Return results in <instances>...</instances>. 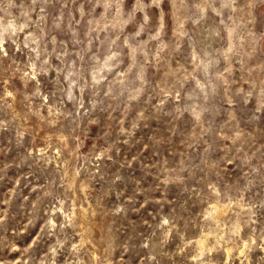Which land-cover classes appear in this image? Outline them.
<instances>
[{
    "label": "rangeland",
    "instance_id": "374dc122",
    "mask_svg": "<svg viewBox=\"0 0 264 264\" xmlns=\"http://www.w3.org/2000/svg\"><path fill=\"white\" fill-rule=\"evenodd\" d=\"M0 264H264V0H0Z\"/></svg>",
    "mask_w": 264,
    "mask_h": 264
},
{
    "label": "bare ground",
    "instance_id": "6f19581e",
    "mask_svg": "<svg viewBox=\"0 0 264 264\" xmlns=\"http://www.w3.org/2000/svg\"><path fill=\"white\" fill-rule=\"evenodd\" d=\"M218 209V208H217ZM220 210V209H219ZM223 210H225V209H223ZM218 212V211H217ZM225 212V211H224ZM220 213V212H219ZM221 213H222V210H221ZM223 214V213H222ZM200 241V240H199Z\"/></svg>",
    "mask_w": 264,
    "mask_h": 264
}]
</instances>
